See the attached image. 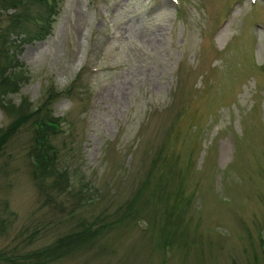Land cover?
<instances>
[{"label":"rangeland","instance_id":"rangeland-1","mask_svg":"<svg viewBox=\"0 0 264 264\" xmlns=\"http://www.w3.org/2000/svg\"><path fill=\"white\" fill-rule=\"evenodd\" d=\"M8 75L0 264H264V0H0Z\"/></svg>","mask_w":264,"mask_h":264},{"label":"trees","instance_id":"trees-1","mask_svg":"<svg viewBox=\"0 0 264 264\" xmlns=\"http://www.w3.org/2000/svg\"><path fill=\"white\" fill-rule=\"evenodd\" d=\"M14 1V0H13ZM12 6H14L15 4L13 2H11ZM44 35H46V33H44L41 37H43ZM9 75L5 76L4 78H2V80L0 81V84H6V86L8 87V85H10V83H8L9 81ZM8 83V84H7ZM2 105L4 106V103H2ZM9 109L11 108H15V105L13 104H9L7 106H5ZM16 112L18 113V115L16 116V119H14L9 125L8 127L0 133V149L2 148V145L8 140V138L17 130V128L23 124V122L27 121L29 118H31L34 113H27L25 112L24 108L21 106H16L15 108ZM32 123L35 124L38 129L36 130V146L33 147V149L35 148V155H34V163L37 169H39L41 172H47L50 171V167L51 168H55L52 164L55 161V153L52 152L54 151V147L53 145L50 143L49 141V137H50V131L53 130L56 131L57 129V121L56 120H52L50 118H44L37 116L36 120H32ZM57 124V125H56ZM59 177H62V175H60ZM128 209H130V206L128 207ZM115 212H120L119 210H116ZM123 213V212H121ZM86 223H84L85 225ZM94 224H89L87 226H85V228L90 227V232L94 233L96 232L95 227L92 229L91 227ZM98 230L100 231V226H98ZM89 230H85V232H88ZM94 231V232H93ZM87 236L86 233H82V232H75L72 234L67 235L66 237H64V239H66V244L71 245H76L78 241H83L84 238ZM63 238L61 237L59 241L62 242ZM61 242L60 243H53V245L50 246V249H48V251L45 252H35L33 253V257L37 258L40 257L42 255H44L46 258H50L53 259L56 256H60L62 253L60 252V247H61ZM28 255H23L20 256V260H17L18 257L14 256H10L9 258H7V262L9 264H17L19 262H22V260L24 261L27 258ZM22 264V263H20Z\"/></svg>","mask_w":264,"mask_h":264}]
</instances>
